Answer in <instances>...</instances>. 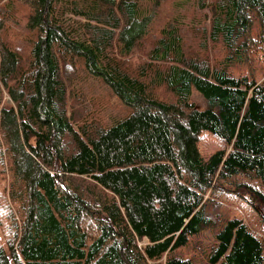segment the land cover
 Returning a JSON list of instances; mask_svg holds the SVG:
<instances>
[{
  "label": "trees",
  "instance_id": "obj_1",
  "mask_svg": "<svg viewBox=\"0 0 264 264\" xmlns=\"http://www.w3.org/2000/svg\"><path fill=\"white\" fill-rule=\"evenodd\" d=\"M170 1L0 0V264H264V0Z\"/></svg>",
  "mask_w": 264,
  "mask_h": 264
},
{
  "label": "rangeland",
  "instance_id": "obj_2",
  "mask_svg": "<svg viewBox=\"0 0 264 264\" xmlns=\"http://www.w3.org/2000/svg\"><path fill=\"white\" fill-rule=\"evenodd\" d=\"M178 5L179 4L175 3L172 0L165 5V10L167 13L171 12L174 8L178 7ZM183 7H184L183 11H185V13L189 15L190 19L193 20L194 14L196 15L197 20L195 21V23H198L199 22L198 16H202V15L201 13L198 12L197 7H195V4L193 3V1L189 0L188 2L184 3ZM165 15L166 14H163V17H166ZM196 42L197 40H194L192 43H196ZM192 45L196 46V44H192ZM211 55H212V58L215 59L221 56V52L212 51ZM79 79H80V75H78V78L76 77L74 79L72 83V85H74L73 87H75L77 84L82 83V81H80ZM85 85H86L85 87L87 90L88 85L87 84ZM89 91H90L89 99L87 100L85 107H89L90 111H92L93 114L98 115L102 120L108 121L109 118H112L115 114L119 113V111H123L122 110L123 107L121 106L119 101H117L114 98V96H112L110 92L107 89L103 88L101 85L90 87ZM95 96H96V99L92 101L93 97ZM192 98L199 108H204L206 106L204 99L201 97L199 93L194 92ZM210 239H211V235L209 233H206V235L202 238V241L206 243L210 241ZM145 244L146 242L140 243L141 246H144Z\"/></svg>",
  "mask_w": 264,
  "mask_h": 264
}]
</instances>
